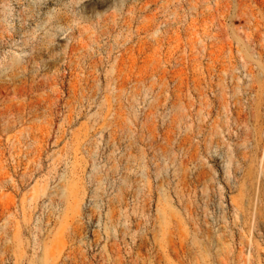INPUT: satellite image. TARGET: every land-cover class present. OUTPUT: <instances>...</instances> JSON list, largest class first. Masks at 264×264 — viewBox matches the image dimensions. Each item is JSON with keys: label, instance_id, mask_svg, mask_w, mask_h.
<instances>
[{"label": "rangeland", "instance_id": "374dc122", "mask_svg": "<svg viewBox=\"0 0 264 264\" xmlns=\"http://www.w3.org/2000/svg\"><path fill=\"white\" fill-rule=\"evenodd\" d=\"M0 264H264V0H0Z\"/></svg>", "mask_w": 264, "mask_h": 264}]
</instances>
